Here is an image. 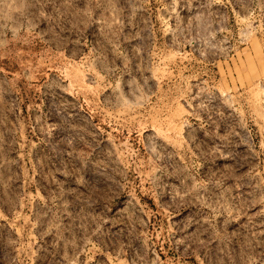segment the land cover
Segmentation results:
<instances>
[{"label": "rangeland", "instance_id": "rangeland-1", "mask_svg": "<svg viewBox=\"0 0 264 264\" xmlns=\"http://www.w3.org/2000/svg\"><path fill=\"white\" fill-rule=\"evenodd\" d=\"M0 264H264V0H0Z\"/></svg>", "mask_w": 264, "mask_h": 264}]
</instances>
